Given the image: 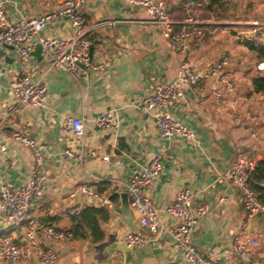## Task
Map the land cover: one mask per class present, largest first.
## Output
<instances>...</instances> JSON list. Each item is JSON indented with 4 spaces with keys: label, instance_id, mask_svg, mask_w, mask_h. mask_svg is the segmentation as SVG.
<instances>
[{
    "label": "crops",
    "instance_id": "obj_1",
    "mask_svg": "<svg viewBox=\"0 0 264 264\" xmlns=\"http://www.w3.org/2000/svg\"><path fill=\"white\" fill-rule=\"evenodd\" d=\"M63 1L12 0L7 13L20 21L39 16ZM166 1L172 18L184 19L186 0ZM206 1L196 0V18L205 34L202 41L193 43L190 58L204 68L229 56L237 88L229 92L215 78L206 82L201 93L185 86L183 102L172 104L170 111L195 133L196 141L181 136L162 138L154 110L147 112L137 105L151 95L156 83L176 80L186 58L163 38L143 8L124 0H86V25L93 40L91 56L94 62L106 65L104 71L89 70L73 76L43 60L36 46L29 71L32 80L47 86L51 98L48 108H14L10 91L21 73L20 53L6 46L0 49V182L2 186H21L29 180L34 165L33 152L9 137L13 131L27 132L45 144L43 171L48 176L44 199L31 204L21 225L8 227L0 215V238L26 244L25 232L33 219L71 231L75 207H103L109 210L110 218L102 224V241L74 235L57 241L41 228L37 236L58 254L55 264H126L123 252L110 250L111 244L124 241L128 233L151 234L141 225L138 212L129 204L123 206L121 194L126 192L130 177L162 153L163 171L149 187L152 201L161 209V222L166 227L174 225L166 207L180 189L188 188L195 205L206 203L210 209L194 233L199 250L204 255L217 252L216 264H264V211L249 216L242 191L227 177L240 155L256 159L257 170L264 165V98L253 83L264 75L257 70L262 58L253 44L239 41L234 31L242 21L264 18V0H218L212 8L211 0L209 4ZM45 34L71 38L74 30L67 19L56 18ZM106 110L115 112L116 127L100 128L92 122ZM69 114L84 121L79 139H67L62 121ZM67 148L84 153L85 160L67 157ZM108 155L110 160H105ZM261 180L263 184L256 192L264 204V178ZM84 184L107 190L93 200L82 192ZM237 236L247 244L246 261L230 256ZM0 264L10 263L0 258ZM28 264L43 263L32 255ZM129 264L189 263L174 246L169 232L162 230L148 245L133 247Z\"/></svg>",
    "mask_w": 264,
    "mask_h": 264
},
{
    "label": "built area",
    "instance_id": "obj_2",
    "mask_svg": "<svg viewBox=\"0 0 264 264\" xmlns=\"http://www.w3.org/2000/svg\"><path fill=\"white\" fill-rule=\"evenodd\" d=\"M12 0H0V49L7 45L13 46L20 53V76L10 91V100L14 108L22 106L28 109L48 108L51 98L47 86L41 81H34L29 71L31 52L37 45L41 46V55L52 67L60 68L73 76L87 73L89 70L101 72L106 69L103 62H94L91 56L93 40L89 36L86 25V0H64L61 5L44 11L39 16H30L20 21L9 17L7 5ZM129 5L143 8L149 21L155 23L172 48L182 53L186 58L181 62L177 79L171 82L160 81L152 88L149 97L141 99L137 105L144 111H153V117L160 136L171 139L181 136L190 141H196L195 133L186 125L179 122L170 107L180 104L184 99L185 86H191L196 92L205 89L206 82L215 78L220 87L229 91H236V84L232 79V60L223 56L214 64L199 68L193 64L190 54L193 43L202 41L204 29L196 18L197 2L186 0L184 8L186 16L181 21H175L170 13L166 0H124ZM207 4L210 1H206ZM56 18L67 19L73 27L71 38L50 37L45 34L48 24ZM235 36L239 41L248 42L255 46L264 47V18H251L240 22L235 28ZM257 70L264 72V59L257 63ZM260 95L264 98V90ZM218 97L220 93H217ZM1 106V105H0ZM95 126L100 128H114L117 118L113 110H106L92 119ZM63 128L68 133V140L79 139L84 133V121L74 115H66L62 121ZM11 139L23 143L34 156V165L29 180L21 186H3L0 193V215L8 227L22 224L28 214L31 204L35 200L45 197L47 174L43 171L45 144L40 143L27 132L13 131ZM67 157L82 162L84 153L67 148ZM110 160V156H104ZM258 162L246 155H240L232 164L227 175L229 182L239 188L244 197L249 216L264 211V204L260 201L256 188L263 184L254 174ZM163 155L156 154L141 170L134 173L127 182L126 192L129 205L138 212L140 223L150 231L151 236L140 233H128L124 241L128 246L144 247L162 230H167L172 237L174 246L181 252L189 264H216L217 252L204 255L194 242V233L203 218L209 215L208 204H194V194L188 188L180 189L174 200L166 207L172 216L174 225L165 226L160 219L161 209L154 204L149 194V187L154 178L163 171ZM82 192L90 199H99L101 192L93 185L84 184ZM82 209L75 207L72 212L80 213ZM57 241H66L73 237V232L57 229L43 220L33 219L25 232L27 243H15L9 238H0V258L10 264H28L32 255L38 256L43 264H55L58 254L52 248L46 247L37 236V229ZM255 242V240H253ZM231 258L246 261L249 258L247 244L237 236L233 243Z\"/></svg>",
    "mask_w": 264,
    "mask_h": 264
},
{
    "label": "trees",
    "instance_id": "obj_3",
    "mask_svg": "<svg viewBox=\"0 0 264 264\" xmlns=\"http://www.w3.org/2000/svg\"><path fill=\"white\" fill-rule=\"evenodd\" d=\"M216 3H218V0H211V5L209 6V8H212L213 4ZM252 47L254 49H257L259 51V56L264 59V47L255 45H252ZM253 83L254 88L257 91L264 90V75L257 76L253 80ZM260 169L264 170V165L263 167H260L259 165L258 170L256 169L254 176L257 179L264 178V173L259 172ZM106 190L107 187H99L100 192H105ZM109 218L110 212L108 209L103 207L86 206L80 211V213L73 216V228L71 229V232H73V235L75 237L85 238L88 236H92L95 242L102 241L105 237V232L102 224L108 221Z\"/></svg>",
    "mask_w": 264,
    "mask_h": 264
},
{
    "label": "water",
    "instance_id": "obj_4",
    "mask_svg": "<svg viewBox=\"0 0 264 264\" xmlns=\"http://www.w3.org/2000/svg\"><path fill=\"white\" fill-rule=\"evenodd\" d=\"M6 47H10L15 49L13 46L11 45H7ZM41 50V46L37 45V52ZM42 56V55H41ZM2 184L0 182V193L2 191ZM122 201H123V206L127 207V205L129 204V197H128V193H122ZM110 250H119L122 251L124 256H125V263L129 264L130 260H131V256L133 253V247L132 246H128L127 243L125 241H121V242H115L113 244H111V246L109 247Z\"/></svg>",
    "mask_w": 264,
    "mask_h": 264
}]
</instances>
